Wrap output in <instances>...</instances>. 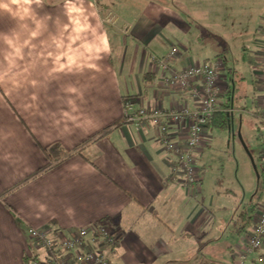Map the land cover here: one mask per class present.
Instances as JSON below:
<instances>
[{
  "label": "crops",
  "instance_id": "obj_1",
  "mask_svg": "<svg viewBox=\"0 0 264 264\" xmlns=\"http://www.w3.org/2000/svg\"><path fill=\"white\" fill-rule=\"evenodd\" d=\"M256 1L254 12L263 14L264 0ZM252 6V0H0V264H30L36 249L28 228L66 234L99 224L117 235L108 251L114 264H239L264 203L252 205V216L249 205L231 203L228 188L205 185L208 128L196 152L199 185L186 189L158 131L126 123L122 100L195 108L201 80L187 89L166 86L169 72L160 60L176 47L172 69L208 62L200 46L212 31L210 20L219 28L223 12L241 20ZM107 12L116 17L113 25L103 21ZM239 28L257 46L249 69L252 93L242 108L248 110L249 99L264 131V15H251L250 25ZM221 58L217 107L227 111L237 81ZM258 134L264 161V132ZM184 137L185 130L176 141ZM242 213L252 216L244 232ZM89 249L107 250L98 244L81 251ZM252 261L249 256L247 264Z\"/></svg>",
  "mask_w": 264,
  "mask_h": 264
},
{
  "label": "built area",
  "instance_id": "obj_2",
  "mask_svg": "<svg viewBox=\"0 0 264 264\" xmlns=\"http://www.w3.org/2000/svg\"><path fill=\"white\" fill-rule=\"evenodd\" d=\"M115 20L116 17L111 12H107L103 17V21L109 25H113ZM176 55L177 48L173 47L160 60V65L169 72L164 77V85L187 89L193 80H201L202 90H193L197 100L195 108L190 107L189 104L168 109L148 108L140 104L139 98L130 96L122 100L123 119L126 123H135L138 126L147 123L158 131V139L164 149L178 162V166H174L173 170L184 174L186 189L192 190L199 185L195 177L198 169L196 152L202 143L203 130L218 110L219 64L218 61L203 62L176 70L169 67ZM261 86L264 121V54ZM183 130H185L184 139L180 142L176 141L178 133ZM253 222L243 240V249L238 255L239 264H247L249 256L253 257L251 264H264V206ZM26 233L29 240L34 243L35 249L41 251L38 253L34 251L30 264H114L108 256V251L114 250L118 238L108 224L79 228L66 234L54 228L51 230L28 228ZM98 244L107 250L81 251L84 246L92 245L94 248Z\"/></svg>",
  "mask_w": 264,
  "mask_h": 264
},
{
  "label": "rangeland",
  "instance_id": "obj_3",
  "mask_svg": "<svg viewBox=\"0 0 264 264\" xmlns=\"http://www.w3.org/2000/svg\"><path fill=\"white\" fill-rule=\"evenodd\" d=\"M45 1L48 2V0ZM252 3L253 12H249V14L248 12H242L241 20H235L231 12H223L217 21L219 28H214L211 26V22L214 20L211 19L209 25L212 31H210L211 33L206 31L208 35L201 40L200 46L203 49V55L200 57L202 60L208 62L222 61L221 57L224 56L233 80L237 81V91L234 93L232 104L229 107L232 117L229 132L227 129H209L210 144L204 149L206 151L205 163L208 164V166L205 164V185H210L211 182V186H214L217 190L228 188L234 194L229 192L231 203L236 199L237 204L249 205V208H247L249 214H251L252 205L256 203V207L259 208L264 203V183H257L256 172L251 164L250 156L244 150L237 135L239 131L243 143L253 158L256 170L261 172L262 167L264 168V161L260 159L262 145L258 131L260 130L262 133L264 131L262 125L252 113L255 112V109H251L250 112L251 101L249 99L246 100L248 110L244 111L242 108L246 94L251 95L252 93L249 69L253 60L251 52L257 46L256 41L250 42L252 34L246 29L240 30L239 26L243 24L248 27L250 17L253 14H260L261 17L264 15V12L263 14H261L262 12H254L259 9L258 1L252 0ZM105 24L109 26L108 23ZM208 27L206 25V28ZM0 28H2V25ZM218 42L220 44L219 49H217ZM247 46H249V49L243 48ZM241 76L246 77L245 97H242L244 89L240 79ZM218 101L223 105L225 98H219ZM255 212L253 211L251 215L253 216ZM248 228L249 226L246 227V230Z\"/></svg>",
  "mask_w": 264,
  "mask_h": 264
},
{
  "label": "trees",
  "instance_id": "obj_4",
  "mask_svg": "<svg viewBox=\"0 0 264 264\" xmlns=\"http://www.w3.org/2000/svg\"><path fill=\"white\" fill-rule=\"evenodd\" d=\"M230 122H231V116L230 113H228L226 110L224 109H218L212 119L210 121H208V123L206 124L205 128L211 129V128H217V129H228V127L230 126ZM111 129V127L103 130L101 133L104 134L107 130ZM73 154L69 153V152H63L62 156L64 158H68L70 156H72ZM258 172V171H257ZM264 170H262L261 172H258V177H257V183H264ZM241 224H240V228L243 230V232L245 231V228L250 224L252 216L250 215H245L244 213L241 214ZM27 262V259H26Z\"/></svg>",
  "mask_w": 264,
  "mask_h": 264
},
{
  "label": "water",
  "instance_id": "obj_5",
  "mask_svg": "<svg viewBox=\"0 0 264 264\" xmlns=\"http://www.w3.org/2000/svg\"><path fill=\"white\" fill-rule=\"evenodd\" d=\"M238 138H239V140H240V142H241V144H242V146H243V148H244V150L247 152V154L250 156V161H251V164H252V166H253V169L255 170V172H256V176L258 177V172H257V170H256V166H255V164H254V161H253V158H252V156L250 155V153L248 152V149H247V147L245 146V144L243 143V141H242V138H241V135H240V132L238 131Z\"/></svg>",
  "mask_w": 264,
  "mask_h": 264
}]
</instances>
